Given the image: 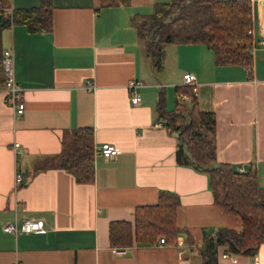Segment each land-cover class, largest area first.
I'll return each instance as SVG.
<instances>
[{
	"label": "crops",
	"instance_id": "crops-1",
	"mask_svg": "<svg viewBox=\"0 0 264 264\" xmlns=\"http://www.w3.org/2000/svg\"><path fill=\"white\" fill-rule=\"evenodd\" d=\"M40 1L9 0L14 8ZM53 1L50 30L30 32L16 23L2 32V48L14 52L26 107L18 115L7 103L0 69V264H201L204 236L223 225L239 229L241 218L214 202L207 173L178 163V133L158 118L156 105L163 90L172 109L184 73H195L200 107L216 114L210 137L219 160L256 168L264 186L262 0L261 38L256 39L253 24L251 68L217 63L205 44L167 43L159 72L131 17L169 0H128L99 10V0ZM133 79L140 81L138 104L130 99ZM80 126L94 130L92 183H79L51 165ZM17 141L20 153L14 149ZM106 141L119 150L114 158L98 152ZM18 171L24 174L21 184L15 182ZM163 189L181 196L177 241L121 246L126 252L118 253L110 243V222L133 220L135 206L156 202ZM26 218L42 220L46 230L14 234L4 229L7 222ZM255 255L264 264V243ZM237 257L236 263L223 260L254 261V255Z\"/></svg>",
	"mask_w": 264,
	"mask_h": 264
},
{
	"label": "trees",
	"instance_id": "trees-1",
	"mask_svg": "<svg viewBox=\"0 0 264 264\" xmlns=\"http://www.w3.org/2000/svg\"><path fill=\"white\" fill-rule=\"evenodd\" d=\"M128 0H99L102 6ZM9 0H0L6 6ZM54 1L41 0L36 6L15 7L12 16L0 15V69L2 66V32L12 24L26 25L30 32L48 31L54 23ZM252 0H169L156 2L150 13L134 14L131 24L143 40L146 55L156 72L166 59L167 43L205 44L214 52L219 64H253ZM194 84L176 87L175 104L169 109L162 90L156 105L158 118L178 133V163L193 166L209 176L214 202L223 210L241 218V227L220 226L204 236L201 264H226L223 251L237 255H255L264 243V186L257 169L239 170L218 158L210 134L216 129V114L200 107ZM190 95L184 100L181 94ZM94 130L80 126L71 140L64 143L51 165L72 173L79 183H92L95 178ZM45 166L37 170L44 169ZM181 196L175 191L160 190L154 203L135 206L133 220H113L109 226L111 245L154 244L160 238L176 242L182 229L178 223Z\"/></svg>",
	"mask_w": 264,
	"mask_h": 264
},
{
	"label": "built area",
	"instance_id": "built-area-1",
	"mask_svg": "<svg viewBox=\"0 0 264 264\" xmlns=\"http://www.w3.org/2000/svg\"><path fill=\"white\" fill-rule=\"evenodd\" d=\"M14 7L9 2L6 6L0 4V15L2 12H7L10 16L13 14ZM251 34H253V28L249 30ZM254 48V44H253ZM2 66L4 72V84L3 88L6 92V101L10 104L14 112L16 114H22L25 110L26 104L24 99V88L18 83L15 76V65H14V52L12 48H5L3 49V56H2ZM184 82L185 84H194L196 80V75L193 72H186L184 73ZM140 85V81L138 80H131L129 82V87L132 91L131 94V102L134 104H138L141 101V94L137 91L136 87ZM94 84L89 81L88 87L92 89ZM195 92V90H194ZM184 100H189L190 95L188 94H181L180 96ZM161 123V122H160ZM14 149L16 153L21 152V144L20 142L14 143ZM98 152H100L105 158H114L119 150L115 146V144L111 142H103L98 147ZM239 170H244L242 167L238 168ZM24 181V174L20 171L16 173L15 182L16 184H21ZM4 229L7 232L18 234L21 232H30V231H45L46 227L42 220L34 219V218H26L22 221H10L4 224ZM161 242H164V238H160ZM116 251L118 253L126 252V247L117 246ZM222 258L230 259L232 262L236 263L238 260L237 254L231 251H223ZM14 264H23L22 261L18 260ZM252 264H259V259L256 255H254V261Z\"/></svg>",
	"mask_w": 264,
	"mask_h": 264
},
{
	"label": "rangeland",
	"instance_id": "rangeland-1",
	"mask_svg": "<svg viewBox=\"0 0 264 264\" xmlns=\"http://www.w3.org/2000/svg\"><path fill=\"white\" fill-rule=\"evenodd\" d=\"M253 16H254V27L256 28V39H260L261 38V34H260V27L258 25L259 22V0H256L254 2L253 5ZM263 23H264V19H263ZM169 107H173V102L169 101Z\"/></svg>",
	"mask_w": 264,
	"mask_h": 264
},
{
	"label": "water",
	"instance_id": "water-1",
	"mask_svg": "<svg viewBox=\"0 0 264 264\" xmlns=\"http://www.w3.org/2000/svg\"><path fill=\"white\" fill-rule=\"evenodd\" d=\"M262 15L264 17V0H262Z\"/></svg>",
	"mask_w": 264,
	"mask_h": 264
}]
</instances>
